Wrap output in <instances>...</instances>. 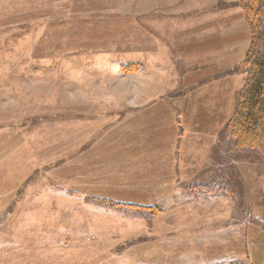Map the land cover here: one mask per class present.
Here are the masks:
<instances>
[{
    "label": "rangeland",
    "instance_id": "374dc122",
    "mask_svg": "<svg viewBox=\"0 0 264 264\" xmlns=\"http://www.w3.org/2000/svg\"><path fill=\"white\" fill-rule=\"evenodd\" d=\"M238 1L0 0V264H264V159L217 151Z\"/></svg>",
    "mask_w": 264,
    "mask_h": 264
},
{
    "label": "trees",
    "instance_id": "16d2710c",
    "mask_svg": "<svg viewBox=\"0 0 264 264\" xmlns=\"http://www.w3.org/2000/svg\"><path fill=\"white\" fill-rule=\"evenodd\" d=\"M248 28L249 45L243 58L230 70V74H245L243 85L236 96L235 108L221 130L218 153L222 159L254 155L264 159V14L263 0H239ZM122 70H127L122 68ZM221 172L216 177L194 184L205 194H231V181L223 182ZM114 211L134 215L141 206L128 202H114L92 198ZM256 223H263L258 218Z\"/></svg>",
    "mask_w": 264,
    "mask_h": 264
},
{
    "label": "crops",
    "instance_id": "0c3cea01",
    "mask_svg": "<svg viewBox=\"0 0 264 264\" xmlns=\"http://www.w3.org/2000/svg\"><path fill=\"white\" fill-rule=\"evenodd\" d=\"M184 138H186V136L185 135H183V136H181V138H179V140H181V142H183V140H184ZM175 140V139H174ZM178 140V139H177ZM195 159H196V157H195ZM182 161H183V163H182ZM187 161H188V159H187V157H181L180 158V164H179V161L177 162V160H176V158H175V160H174V162H173V167H171V166H167L166 165V167H165V170H162L163 172V174L162 175H164L166 172H167V170L168 169H172V168H174V167H176V166H179V165H182V166H185V164L187 163ZM189 165V164H188ZM187 165V166H188ZM186 166V167H187ZM212 169V168H211ZM211 171V170H210ZM170 172H171V170H170ZM200 172V171H199ZM176 173H183V174H185L186 173V171L185 172H180V171H174V174H176ZM162 179H163V176L161 177ZM210 178V177H209ZM209 178L207 179V180H205L204 182H206V181H208L209 180ZM182 180L180 179V178H178V177H176V179L174 180V182L175 183H180ZM199 182V181H198ZM200 182H203V181H200Z\"/></svg>",
    "mask_w": 264,
    "mask_h": 264
}]
</instances>
